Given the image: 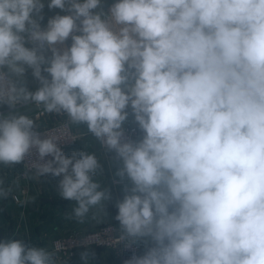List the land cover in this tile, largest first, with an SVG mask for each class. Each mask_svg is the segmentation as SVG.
Segmentation results:
<instances>
[{"label": "clouds", "instance_id": "1", "mask_svg": "<svg viewBox=\"0 0 264 264\" xmlns=\"http://www.w3.org/2000/svg\"><path fill=\"white\" fill-rule=\"evenodd\" d=\"M33 107L99 152L66 155ZM18 165L60 178L67 219L114 220L122 264H264V0H0V166ZM0 264L69 262L5 237Z\"/></svg>", "mask_w": 264, "mask_h": 264}, {"label": "crops", "instance_id": "2", "mask_svg": "<svg viewBox=\"0 0 264 264\" xmlns=\"http://www.w3.org/2000/svg\"><path fill=\"white\" fill-rule=\"evenodd\" d=\"M58 11L57 9L49 12L45 8L47 16H52ZM29 86L33 89L38 86L31 77H29ZM31 116L38 126L68 120L66 115L48 113L35 112ZM71 126L78 134V140L65 151L66 155H70L73 150L79 151L81 149L86 152H99L98 144L83 126L73 124ZM19 169V165L16 168L0 166V177L5 179L6 184L18 183V187L14 188L13 193L6 200L0 199V239L5 237L25 239L36 246L48 248L50 240L54 236L94 229L102 224L115 222L111 219L108 220L107 217L95 209L89 213L84 223L67 219L66 216L71 213L74 202L62 199L59 196L57 184L60 178L51 175L42 177L39 180L30 177L19 178L16 176ZM97 179L102 184L104 183L103 177H97ZM112 193L114 200L122 196V192L118 187H113ZM109 207L111 214L114 216L116 209L111 204ZM94 216L95 218H93ZM93 250L96 256L92 264H122L118 248H93ZM79 252L75 254L69 264H81Z\"/></svg>", "mask_w": 264, "mask_h": 264}, {"label": "built area", "instance_id": "3", "mask_svg": "<svg viewBox=\"0 0 264 264\" xmlns=\"http://www.w3.org/2000/svg\"><path fill=\"white\" fill-rule=\"evenodd\" d=\"M37 113L45 112L38 111ZM39 127L45 134H59L61 138H66L75 141L72 143H62L61 147L64 151H67L69 148H71L78 140V134L72 128L68 120L42 125ZM129 130L130 132L132 131L131 128ZM19 167L20 169L18 170L16 176L19 178H28L29 175L25 174V168H23L22 165H19ZM110 225L112 227L117 226L115 222L105 223L94 229L75 231L67 234L54 236L50 240V245L48 248L56 249L58 258L66 262H70L77 252L83 250L80 247H73L78 246L81 243H83V245L86 247H104L106 249L118 248L119 258L122 262L123 259L131 255V253L124 251L122 245H118V241L113 238L116 233H114V230L110 227Z\"/></svg>", "mask_w": 264, "mask_h": 264}, {"label": "water", "instance_id": "4", "mask_svg": "<svg viewBox=\"0 0 264 264\" xmlns=\"http://www.w3.org/2000/svg\"><path fill=\"white\" fill-rule=\"evenodd\" d=\"M38 111H41V110H37L33 107V111L31 112V114L35 113V112H38Z\"/></svg>", "mask_w": 264, "mask_h": 264}, {"label": "trees", "instance_id": "5", "mask_svg": "<svg viewBox=\"0 0 264 264\" xmlns=\"http://www.w3.org/2000/svg\"><path fill=\"white\" fill-rule=\"evenodd\" d=\"M92 249L93 248H98V249H106V248H104V247H91Z\"/></svg>", "mask_w": 264, "mask_h": 264}]
</instances>
